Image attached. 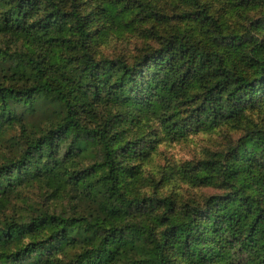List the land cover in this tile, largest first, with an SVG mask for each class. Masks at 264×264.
Wrapping results in <instances>:
<instances>
[{
	"label": "trees",
	"instance_id": "obj_1",
	"mask_svg": "<svg viewBox=\"0 0 264 264\" xmlns=\"http://www.w3.org/2000/svg\"><path fill=\"white\" fill-rule=\"evenodd\" d=\"M186 2L191 11L181 17L201 23L206 39L152 26L159 47L130 62L98 58L96 42L133 31L131 15L163 20L158 8L0 0V43L23 44L0 47V141L19 127L24 144L0 164V211L34 184L86 206L72 216L5 221L0 264H264V127L247 130L224 159L184 172L185 181L220 191L202 203L135 191L136 164L162 136L212 132L264 105V0H233L237 11L261 12L245 31L229 32L206 2ZM46 102L59 113L43 131ZM87 152L89 166L78 160Z\"/></svg>",
	"mask_w": 264,
	"mask_h": 264
},
{
	"label": "rangeland",
	"instance_id": "obj_2",
	"mask_svg": "<svg viewBox=\"0 0 264 264\" xmlns=\"http://www.w3.org/2000/svg\"><path fill=\"white\" fill-rule=\"evenodd\" d=\"M87 5L96 0H85ZM146 5L158 8L166 17L161 21L151 17L136 19L131 15L128 22L133 20V31H111L104 39H99L95 44V53L98 58L116 59L124 57L132 62L143 52L159 47V42L154 39L147 29L155 26L162 34L181 32L186 36L197 40L206 39L209 33L199 22L190 18H182L181 15L191 11L187 0H138ZM211 11L220 19L227 32L232 30L245 31L249 26V20L256 18L261 10L248 11L236 10L231 4L233 0H203ZM101 25L100 23L95 24ZM109 26V25H108ZM164 32V33H163ZM211 32V29H210ZM13 39H2L0 47L15 52L22 49L23 44H12ZM1 73V72H0ZM41 109L45 113L37 119L41 130L47 129L51 122H56L59 109L54 102H46ZM256 127H264V105L255 110H249L238 123L225 124L212 132L190 134L187 138L171 142L162 136V142L151 158L145 163L138 162L141 181L136 184L135 191L143 195L173 196L179 202L197 201L202 203L207 197L219 194L214 187L195 186L185 181L184 172L198 167L203 162H212L224 159L227 150L236 144L247 130ZM134 128V127H132ZM20 128L15 127L7 131L0 141V164L8 158L16 157L22 151L24 144L19 139ZM21 136V135H20ZM150 137L149 139H151ZM17 144H16V143ZM16 144V145H15ZM89 153L79 158V162L89 166L94 159ZM73 198L58 200L52 198L50 190L43 184L23 186L10 198V203L3 211H0V226L7 220H19L30 222L42 213L76 215L83 212L84 204H75ZM25 242H28L26 240Z\"/></svg>",
	"mask_w": 264,
	"mask_h": 264
}]
</instances>
